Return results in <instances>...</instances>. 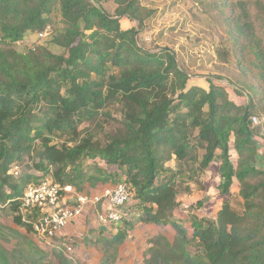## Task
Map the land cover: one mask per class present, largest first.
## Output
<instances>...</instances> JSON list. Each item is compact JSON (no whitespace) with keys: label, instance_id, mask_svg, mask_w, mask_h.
I'll return each mask as SVG.
<instances>
[{"label":"trees","instance_id":"obj_1","mask_svg":"<svg viewBox=\"0 0 264 264\" xmlns=\"http://www.w3.org/2000/svg\"><path fill=\"white\" fill-rule=\"evenodd\" d=\"M110 1L115 15L103 8ZM253 5L263 32L264 2ZM238 6L233 2L224 18V5L218 8L221 17L214 16L216 25L223 21L217 27L228 29L216 53L223 64L241 53L242 79L235 85L247 91L246 106L212 79L208 90L188 89L191 76L172 50L150 51L139 43L136 27L124 30L123 18L144 28L152 17L139 0H0V220L10 218L14 227L0 221V264L52 263L35 240L43 210L23 207L28 187L47 180L79 194L86 186L126 185L130 200L117 210L121 218L101 224L115 227L100 236L106 250L101 264L115 263L138 225L176 231L173 241L165 235L149 239L143 264H264V170L257 140L264 128L253 121L264 115V38L246 10L237 14ZM55 14L63 27L50 44L62 54L12 48L28 34L46 33ZM247 71L259 84L249 85ZM87 122L90 127L80 129ZM112 123L115 130L106 132ZM26 159L27 172L15 177L12 167ZM214 163L220 164L222 205L214 217L191 216L188 230L176 218L179 196ZM236 182L240 210L230 202ZM9 231L23 240L11 250L2 244ZM55 260L73 264L61 253Z\"/></svg>","mask_w":264,"mask_h":264},{"label":"rangeland","instance_id":"obj_2","mask_svg":"<svg viewBox=\"0 0 264 264\" xmlns=\"http://www.w3.org/2000/svg\"><path fill=\"white\" fill-rule=\"evenodd\" d=\"M141 5L152 13V17L146 21V26L140 28L139 23L131 22L130 20L121 19V25L124 30L136 27L138 30V41L146 49L156 52L161 48H169L177 56L179 66L187 71L191 78L187 88L199 86L209 89L210 79L214 83L223 86L230 99L238 105L246 106L248 104L247 91L241 89V86L235 85L238 80H241L240 71L238 70V58L242 60L241 53L235 51L232 53L229 64H223L217 56V49L224 47V41L228 39V29L219 26L223 21H218L217 25L214 21V16L221 14L218 8L228 5L222 9L224 18L231 14V5L233 2L238 4L237 14L247 11L248 19L255 22L256 29L261 28L256 23V9L253 5V0H139ZM252 2V3H251ZM264 2V0H263ZM205 3V7L203 4ZM104 10L109 15H115L116 5L110 1L103 3ZM210 10L211 12L207 11ZM52 24L47 28L46 33L41 37L40 34H28L26 38L19 43L13 44L12 48L20 53H26L28 50L40 47H46L54 54H62L64 51L58 47L52 46L50 41L55 31L60 30L63 25L60 17L55 14L51 16ZM222 20V19H221ZM264 38V31L257 32ZM229 46V45H228ZM3 43L0 37V48H3ZM230 47V46H229ZM250 60V57L248 58ZM247 60V61H248ZM242 62V61H241ZM246 62L245 64H247ZM246 67H249L246 65ZM249 82V85L259 84L255 79L254 73L247 71L243 77ZM247 90V89H246ZM110 112L114 113L115 109L110 108ZM259 122L263 124L264 115L255 116ZM90 127V124L83 123L80 129ZM94 127V126H92ZM115 124L105 127L106 132L114 131ZM260 156L263 158L260 161L261 169L264 170V139L258 138ZM231 159L234 164H237L238 156L234 150L233 142L230 145ZM90 164V162H87ZM27 164L29 160L16 164L12 167L14 173L15 167H18V173L15 177L19 178L22 173L27 172ZM169 166L175 168L174 162ZM219 163H214L208 173L200 179V183H192L189 193L182 192L179 196L181 202L180 209L176 213L177 220H181L182 226L188 230L191 227L190 218L193 215L201 217H214L222 204V197L218 195L217 186L220 181ZM116 185L107 184L97 188L85 187V190L80 193L82 195L94 196L104 192L106 189L114 188ZM70 196V194L68 195ZM75 198V197H74ZM70 198L66 201L70 203ZM205 201L203 207L196 208L195 205ZM230 202L237 210L242 208L243 199L240 196V185L238 182L232 188ZM104 205L101 203L97 208H91L84 216L85 228L77 235L70 238L74 241L73 254L67 255L63 249L53 248L46 245L44 242L35 238L39 247L46 255H49L53 260L51 264H59L55 257L61 253L66 256L73 264H101L105 256V248L103 242H100L101 234L105 236L114 233L115 227H105L100 223V215L103 213ZM1 223L4 226L14 228L10 218H2ZM16 232H22L15 228ZM104 231V233H101ZM10 232V231H9ZM8 241L2 242L6 249L11 250L13 244L22 243V239H16V234L9 233ZM157 235H165L170 241L174 240L176 231L171 226H155L147 227L140 225L134 231L132 238L119 248L117 260L114 264H143L145 254L149 248L148 241Z\"/></svg>","mask_w":264,"mask_h":264},{"label":"built area","instance_id":"obj_3","mask_svg":"<svg viewBox=\"0 0 264 264\" xmlns=\"http://www.w3.org/2000/svg\"><path fill=\"white\" fill-rule=\"evenodd\" d=\"M253 121L255 125L260 124L256 118ZM260 138L264 139V130ZM18 170V167H15L14 174H19ZM69 194L70 196H68ZM68 198L71 199L70 203L66 201ZM129 200L130 192L124 184L106 189L101 194L90 197L77 193L72 187L62 188L59 184L47 180L28 187L23 199V207H38L43 210L44 216L34 224L35 233L46 245L63 249L70 256L74 252V241L65 236L63 232L71 224L78 221L88 208H97L103 203L109 209L100 215L99 220L101 224L109 225L112 221H118L121 218L122 215L117 210L127 204ZM62 238L66 240L60 241Z\"/></svg>","mask_w":264,"mask_h":264},{"label":"crops","instance_id":"obj_4","mask_svg":"<svg viewBox=\"0 0 264 264\" xmlns=\"http://www.w3.org/2000/svg\"><path fill=\"white\" fill-rule=\"evenodd\" d=\"M101 194V193H100ZM222 205V204H221ZM106 208V206H104ZM104 208V209H105ZM104 211V210H103ZM85 223L86 221L84 220V218H81V220H78V222L76 223H73L71 226H69L64 232L63 234L65 236H68V237H71V236H74V235H77L81 230H83L85 228ZM140 226V225H138ZM137 226V227H138ZM145 226V225H144ZM151 227H155L156 225H150ZM150 226H147V227H150ZM136 227V229H137ZM135 229V230H136Z\"/></svg>","mask_w":264,"mask_h":264}]
</instances>
